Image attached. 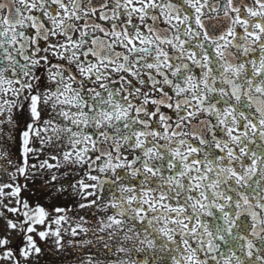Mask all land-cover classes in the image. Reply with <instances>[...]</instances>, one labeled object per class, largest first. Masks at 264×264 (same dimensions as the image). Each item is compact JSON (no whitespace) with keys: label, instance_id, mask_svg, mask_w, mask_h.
Returning <instances> with one entry per match:
<instances>
[{"label":"snow or ice","instance_id":"1","mask_svg":"<svg viewBox=\"0 0 264 264\" xmlns=\"http://www.w3.org/2000/svg\"><path fill=\"white\" fill-rule=\"evenodd\" d=\"M17 112L0 264H30L37 237L63 247L66 209L49 221L15 183L46 145L59 155L41 169L62 158L95 181L71 187L102 215L70 234L106 264H264V0H0L5 145ZM0 159L12 163L6 146Z\"/></svg>","mask_w":264,"mask_h":264},{"label":"rangeland","instance_id":"2","mask_svg":"<svg viewBox=\"0 0 264 264\" xmlns=\"http://www.w3.org/2000/svg\"><path fill=\"white\" fill-rule=\"evenodd\" d=\"M13 132H14V134H18L20 132V130L19 129H17V130L14 129ZM5 146H6L7 151L9 153H11V147H12V155L15 154L16 147H17L18 151H19V148H20V147H18L19 144H16V147H13L12 145H10V143L8 141H7V144L5 145V140L4 139H0V148L5 147ZM32 147L37 148V149L40 148V142H39V139L38 138H35L34 139V141L32 142ZM51 150H53L51 152L52 155H55L54 154V151H56V150H57V153L56 154L59 155V150L58 149H56L55 147L46 145L44 147L43 151H42L43 153H45V156H44L45 158L44 159L42 158L41 159V162H39V163L38 162L37 163H35V162L34 163L33 162L31 163V164H35L37 166L35 169H32L31 168V174L32 173L37 174L35 177H38V175H41L42 174L43 169H41L39 167V165L44 160H47L49 163H52V164H55L56 163V161H53V160L50 159L51 154L49 153V151H51ZM47 153H48V156H47ZM13 159L14 160H12V163L11 164H9L6 159H0V183L11 182L10 181V177L8 176V171H14L15 167L20 162V153H19L18 160H16L17 158H13ZM61 164H62V167H60V168H52V169H49L50 171L47 170V171H49L50 177H52L53 175H55V176L56 175H59V176L62 175V177L65 176L63 178L64 179L63 182L64 183H66V182L68 183V186H66V190L65 191H61V192L59 190L58 191L57 190L55 191V196L57 197V198H55L56 199L55 202H51L50 203L48 201L49 200L48 197L53 198V196H52L53 193L51 195L46 196V199H44L43 198L44 196L39 193V192L42 193V191H44V188H45V179L42 178L41 179V182H39V178H35L34 175L29 176L28 179L23 178V183L27 184L28 187H27V189H23L22 190L23 191V194L21 195V198L22 199H25L28 196L29 197L32 196L33 198L32 199H29V203L30 202L33 203V200L36 201L37 198H38V201H39V198L41 197L42 202H44V203H46L48 205V207L46 209H48L49 217H51V213L53 212V210L55 208H57L58 206H60V205H57V204H62L63 202L66 201L64 204L67 205V202L70 201V198H71L72 199L71 201L73 202V205H74V209H73V213L72 214L70 212L67 215V217H68L67 222L68 223H71L72 222V223H74V225L73 226L70 225V224L68 225L67 222L66 223H62V225L60 226L61 227V234H62L64 232H66V230L70 231V229L72 227H75L76 223L80 222L79 221V218L81 216H83L85 218V216H84L85 210L83 211L81 208H79V204L82 203V200L80 201L79 199H76V196H78V195H75L74 193H72V188H70V184L69 183L71 181V173H70V170H69L70 168L68 167L69 164L64 163L63 160H62V158H61ZM45 169H47V168H45ZM40 172H41V174H40ZM34 178L36 180H33ZM20 181H21V179L18 176L17 177V180L15 181V183H18V184H21L22 185V183H20ZM35 182L40 183V186H36V183ZM5 191L7 192L9 190L8 189H5ZM5 203H9V201L8 200H5ZM10 206H15V200L14 199H11V205ZM70 214L72 215V217H71ZM9 215H11V214H9ZM13 218H15V217H13ZM85 226H88V225H85ZM37 230L38 231L43 230V226H37ZM81 236H83V234H81V235H79L77 237H72L70 235V237L72 239L78 238L79 240L80 239H83V238H81ZM17 238H18L17 237V234L16 233H13V235H12L13 245H15ZM68 248L69 247L67 246V249ZM74 249H75L74 251L77 250V248H74ZM78 249H80V248H78ZM84 249L85 248H83V250ZM76 252H79V251H76ZM42 257L43 256L41 254L38 257L37 256H33L31 258L30 264H35L36 261H40L42 259Z\"/></svg>","mask_w":264,"mask_h":264},{"label":"trees","instance_id":"3","mask_svg":"<svg viewBox=\"0 0 264 264\" xmlns=\"http://www.w3.org/2000/svg\"><path fill=\"white\" fill-rule=\"evenodd\" d=\"M35 138L32 139V142L34 141ZM32 142H31V146H32ZM53 150L49 151V153L52 155V152ZM57 153V150L54 151V154ZM45 153L43 152H38V153H31L29 154V164L31 165V163L35 162V163H39L41 162V159L45 158ZM47 156H48V153H47ZM47 159V158H46ZM49 169H43V172L41 175H38V177H35L37 174L34 175L35 178H39V182H41V179L44 178L45 179V188H44V191L39 192L41 195H43L44 199H46V196L48 195H51L52 193V196L53 198H50L48 197V201L51 203V202H55V198H57L55 196V191L59 190L60 192L61 191H65L66 190V186H68V183H64V177H62V175H56V180H52V177H50L49 175V171H47ZM28 172H29V176H31V168L28 169ZM39 174V173H38ZM21 181L20 183H22V185H24L25 183H23V176H19ZM33 179V180H36V179ZM36 183V186H40V183ZM70 184V183H69ZM73 193V192H72ZM23 194V191L21 192V195ZM36 197V196H35ZM34 197V198H35ZM69 197V196H68ZM33 197L32 196H28L26 197L25 199L28 200L29 202V199H32ZM72 199L70 198V201L67 202V205L64 204L65 202H63L62 204H57V205H60L58 207H62V208H65L66 209V212L63 213V215H68L70 212L71 214L73 213V209H74V205H73V202L71 201ZM31 206H35L37 204H39L40 206L44 207L46 211H48V209H46L48 207V205L44 202H42L41 200V197L39 198V201H38V198L37 200H33V203H29ZM83 210V209H82ZM70 214V215H71ZM57 215H62V214H58L56 213L54 210L53 212L51 213V217H49L48 219H50L49 221H52L56 218ZM72 217V215H71ZM68 219V217H67ZM67 224L69 225H74V223H68ZM57 226L53 223L52 224V228L55 229ZM70 231H66L64 233L61 234V236L63 237L62 239V244H63V247L62 248H57L56 244H55V237H52L50 236L49 238H47L46 240H39V238L37 237V243H38V246L41 247L42 251H41V255L43 256L42 259L40 261H36L35 264H81V261L86 258V247H81L79 245V241L82 240V239H72L70 237ZM81 238H85L83 236H81ZM69 241H72V243H69ZM67 246L69 247L67 249ZM71 247V248H70ZM89 247V246H88ZM91 247V246H90ZM74 248H77L76 251H79V252H76L74 251L75 249ZM80 248V249H78ZM83 248H85L83 250ZM83 251V252H82ZM76 252V253H75Z\"/></svg>","mask_w":264,"mask_h":264},{"label":"flooded vegetation","instance_id":"4","mask_svg":"<svg viewBox=\"0 0 264 264\" xmlns=\"http://www.w3.org/2000/svg\"><path fill=\"white\" fill-rule=\"evenodd\" d=\"M17 6H19V4L17 3ZM119 50V49H118ZM39 75H41L42 80L44 81V84H47V73L42 72L39 73ZM34 84L36 83L35 81L33 82ZM41 92H43V88H41ZM42 109V119H48L49 118V113L51 112V108L47 107V106H41ZM14 119L18 122V127H11L8 126L11 130V135L13 136L12 140H9L8 142L10 143V145H12L13 147H16V144H19L18 147H20V137H19V133L18 134H14V129H19L20 131L22 130V120L23 117H21V115L17 112L14 115ZM21 152V148H19V151L16 147V152L15 154L12 155V147H11V160H14L13 158H17L16 160H18L19 158V153ZM68 167L70 168V173H71V181H70V188L71 185H76L78 188V181L83 179L85 183H95V181H91L88 179V176L86 175V169L85 168H81L79 166H73V165H68ZM92 175H98L97 172H92ZM72 192L74 193V190L72 188ZM76 199H79L80 201L82 200V203H86V201L83 200V198L81 196H76ZM75 199V200H76ZM89 199H92L91 197ZM85 210V219L89 222L88 226L93 225L95 223V221L102 215L101 213H99L98 209H96L95 207L92 208H85L83 209V211ZM95 255L97 259H99L100 261L104 262V264H106V258L104 255V252L101 250V247L99 245L95 244L94 241V245H92L91 247L87 246L86 247V255ZM86 256V257H87ZM109 258H111V256H109Z\"/></svg>","mask_w":264,"mask_h":264}]
</instances>
